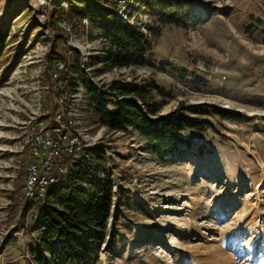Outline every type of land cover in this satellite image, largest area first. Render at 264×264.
I'll list each match as a JSON object with an SVG mask.
<instances>
[{"label": "rangeland", "instance_id": "374dc122", "mask_svg": "<svg viewBox=\"0 0 264 264\" xmlns=\"http://www.w3.org/2000/svg\"><path fill=\"white\" fill-rule=\"evenodd\" d=\"M52 3L0 0V66H13L0 84V264H38L29 251L41 232L32 227L36 208L22 216L29 139L60 96L80 100L87 139L66 164L73 171L76 161L91 160L114 185L118 210L108 229L117 237L95 264H264V0H172L166 16L132 0L126 10L145 18L152 43L148 62L99 73L90 58L102 52L103 28L89 18L77 32L62 26L64 42L53 33ZM66 45L96 81L154 79L164 88V113L205 102L236 115H208L211 127L183 134L193 147L158 155L134 128L99 122L82 74L49 85L46 54Z\"/></svg>", "mask_w": 264, "mask_h": 264}, {"label": "trees", "instance_id": "16d2710c", "mask_svg": "<svg viewBox=\"0 0 264 264\" xmlns=\"http://www.w3.org/2000/svg\"><path fill=\"white\" fill-rule=\"evenodd\" d=\"M52 1L48 14L53 33L60 40L65 42L69 32L57 24L58 20H66L73 32L79 30L85 18L103 28L102 52L90 58L94 71L99 73L113 67L148 62L147 55L152 48L149 34L138 25L116 17L119 0H66L67 6L60 0ZM143 2L150 12L164 16L167 15V7L172 5V0ZM46 56L49 85L54 88L56 81L70 80L73 72L82 74L81 82L88 104L98 114L99 122L111 130L134 128L158 155H175L182 147H193L194 141L183 134L190 129L203 131L211 127L208 115H236L233 110L205 102L181 105L164 113L161 111L164 101L158 98V94L164 93V88L154 79L115 77L108 82L96 81L87 74L83 75L86 70L82 67L83 56L71 45H66L64 50L54 46ZM60 60L66 64L72 62L70 72L57 68ZM99 61L103 66L94 68ZM12 67L0 66V84L8 79ZM82 182H89L91 190H84ZM113 187L110 173L101 177L93 171L91 160L76 161L64 182L47 192L45 197L30 199L22 216L36 208L32 227L41 232L36 244L29 245L34 261L38 264H95L101 251L108 250L117 237L115 231L108 229L112 213L116 217L118 210L117 206L113 208ZM105 242L107 245L103 249Z\"/></svg>", "mask_w": 264, "mask_h": 264}, {"label": "built area", "instance_id": "2783aa9c", "mask_svg": "<svg viewBox=\"0 0 264 264\" xmlns=\"http://www.w3.org/2000/svg\"><path fill=\"white\" fill-rule=\"evenodd\" d=\"M132 0H119L116 17L123 22H130L138 25L147 31L145 18L137 19V15L126 10V6ZM139 1V0H138ZM141 3V2H140ZM59 24L68 31L72 26L66 20L59 21ZM71 65V63H70ZM59 70L70 72L69 64L64 61L57 62ZM59 73H55L58 75ZM66 100L63 97H56V107L52 112L48 124L42 127L33 126V135L29 139L32 161L27 167V176L24 183L25 196L28 200H39L45 194L65 181L72 173L70 166L65 162L66 158L75 156L79 149L86 147L82 129L80 128L81 113L79 111V99L72 97ZM76 160V159H75ZM84 190H91L89 182H82ZM117 187V185H115Z\"/></svg>", "mask_w": 264, "mask_h": 264}, {"label": "bare ground", "instance_id": "6f19581e", "mask_svg": "<svg viewBox=\"0 0 264 264\" xmlns=\"http://www.w3.org/2000/svg\"><path fill=\"white\" fill-rule=\"evenodd\" d=\"M74 42H75L77 45L80 46V43H79L78 41L74 40ZM81 47L83 48V50L86 49V47H83V46H81ZM55 186H57V185H55ZM50 190H51V189H50ZM48 192H49V191H48Z\"/></svg>", "mask_w": 264, "mask_h": 264}]
</instances>
